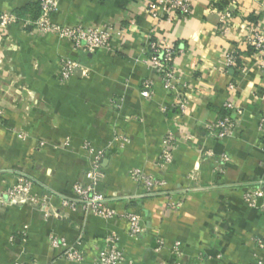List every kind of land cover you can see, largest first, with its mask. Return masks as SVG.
<instances>
[{
    "label": "crops",
    "instance_id": "crops-1",
    "mask_svg": "<svg viewBox=\"0 0 264 264\" xmlns=\"http://www.w3.org/2000/svg\"><path fill=\"white\" fill-rule=\"evenodd\" d=\"M41 1L0 0V14L18 19L0 27V193L28 178L33 194L50 198L41 206L5 203L0 196V264H96L111 231L125 252L116 264L171 261L176 244L182 264L264 261L254 242L264 241V211L242 200L246 190L264 192V137L258 129L264 70L246 45L252 27L264 32V0H194L193 16L157 27L146 12L150 0H57V23L110 29L113 49L87 55H69L57 37L35 34ZM150 31L161 46L175 43L181 51L175 62L178 92L167 90L146 65ZM67 55L89 70L86 76L78 72L60 81L58 60ZM231 57L234 66L228 65ZM147 79L154 88L145 100ZM232 84L234 92L228 90ZM178 94L187 101L186 114L176 106ZM230 99L244 116L235 134L221 140L208 126L230 116ZM169 136L173 161L161 169ZM223 155L230 159L225 166ZM97 160L104 177L93 193L140 216V237H129L121 218L107 221L62 205L75 182L92 183L87 173ZM134 170L163 180L164 192L181 200V208H167L166 194H146ZM54 238L84 251L83 261L65 260V249L52 246Z\"/></svg>",
    "mask_w": 264,
    "mask_h": 264
},
{
    "label": "built area",
    "instance_id": "built-area-1",
    "mask_svg": "<svg viewBox=\"0 0 264 264\" xmlns=\"http://www.w3.org/2000/svg\"><path fill=\"white\" fill-rule=\"evenodd\" d=\"M57 0H42L39 3V17L33 23L34 32L39 37L54 36L65 45L70 54L77 53L78 55L94 54L99 50L113 49V37L110 29H95L86 27L82 24L69 26L59 24L54 20L56 13ZM146 12L154 22L155 26L161 21L166 23H174L180 20H186L195 13L194 0H150L146 6ZM18 19L12 13L0 14V27L16 25ZM156 35L153 31L149 32L145 49L146 65L153 69L156 76L159 77L167 90L178 92L176 85V67L175 62L180 54V49L175 43H168L161 46L156 41ZM246 45L253 49L262 61L264 70V32L258 26H254L250 30V35L247 38ZM69 55L62 56L58 60L59 79L61 82H66L80 72L86 76L89 70L82 66L79 61L72 59ZM235 57L229 59L228 65H235ZM143 97L149 99L153 94L154 81L147 79L143 82ZM235 85H229L230 92L235 91ZM176 106L182 114L188 112L187 101L178 94ZM225 108L231 113L226 118H220L213 124L208 126L210 131H214L218 139L224 140L232 137L239 127V123L244 116V110L239 107L235 101L228 100L225 103ZM3 122L2 112L0 111V126ZM259 131L264 137V113L258 124ZM91 153L93 150L88 145L85 146ZM174 139L169 136L161 151L158 166L162 169L168 166L173 161ZM223 165H227L230 161L226 155L222 156ZM91 184L83 185L80 182H75L72 185V197L63 199L62 205L71 209L80 208L85 216H95L104 220H111L116 217L123 219L128 225V236L138 238L145 232V224L142 218L135 214H129L125 211H119L115 207L106 204V201L93 193L94 186L103 179V174L100 170L98 160L87 173ZM132 177L135 181L142 182L145 193L148 195L166 194V206L172 211H178L182 206V201L177 200L173 195L164 192L166 183L154 175H144L139 170L132 172ZM33 181L28 178H19L16 183H13L5 191L0 193L4 198L5 203H14L16 201H25L35 205L45 204L50 202L47 196H41L32 193ZM242 200L245 205L250 208H260L264 211V192L260 189L246 190L242 194ZM262 203L259 204V201ZM258 249L264 251V241L261 238L254 240ZM157 251L163 249L162 241L158 240ZM53 247L63 248V257L69 262L80 263L84 259V251L77 250L73 247H67L65 239L54 238L51 241ZM105 249L95 258L96 264H116L124 261L125 252L120 246V237L116 232H109L104 240ZM179 244H176L171 252V261L160 259L157 264H182L179 261ZM252 264H264V261L259 257H255Z\"/></svg>",
    "mask_w": 264,
    "mask_h": 264
}]
</instances>
